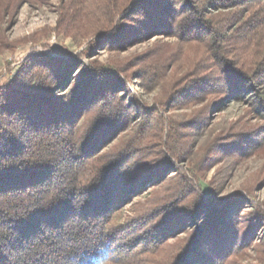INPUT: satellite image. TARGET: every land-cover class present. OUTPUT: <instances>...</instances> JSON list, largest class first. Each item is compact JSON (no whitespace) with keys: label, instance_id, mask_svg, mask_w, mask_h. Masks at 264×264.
Here are the masks:
<instances>
[{"label":"trees","instance_id":"1","mask_svg":"<svg viewBox=\"0 0 264 264\" xmlns=\"http://www.w3.org/2000/svg\"><path fill=\"white\" fill-rule=\"evenodd\" d=\"M49 1L0 0V39L24 4ZM60 1L59 31L98 39L85 56L158 34L194 55L180 76L169 75L172 56L108 68L35 56L0 86V264H155L186 232L164 264H223L249 246L264 202L234 221L249 203L207 199L176 163L189 155L184 134L231 101L250 107L264 140V0ZM134 78L161 88L157 107L121 95ZM204 101L188 122L165 120ZM151 187L158 195L120 222Z\"/></svg>","mask_w":264,"mask_h":264},{"label":"rangeland","instance_id":"2","mask_svg":"<svg viewBox=\"0 0 264 264\" xmlns=\"http://www.w3.org/2000/svg\"><path fill=\"white\" fill-rule=\"evenodd\" d=\"M60 4V0H50L43 4L26 3L13 19L8 20L4 26L5 38L0 39V86L13 81L28 58L42 55L87 65L96 62L106 68L112 61L134 57L144 60L157 55L172 56V66L168 72L169 75L175 76L184 74L191 63L194 50L180 46L176 38L159 34L145 40H135L122 48L108 50L103 47L92 57L85 56L89 45L98 39L92 37L85 40L79 35L71 37L61 33L57 27ZM5 41H8L9 48ZM121 95L130 103L137 100L143 107L153 109L157 107L158 99L162 97V90L160 87L146 90L141 81L134 78L128 84L127 93ZM207 103L204 101L202 104L189 105L164 113L165 120L167 123L170 120L188 122ZM262 125L263 123L250 113L247 104L231 101L222 108L209 111L207 118L182 137L189 155L176 164L190 180L197 179L196 184L202 187L207 199L211 195H214L216 200L233 197L235 203H239L238 196H241L245 203H249L241 205L236 211L233 210L234 221L249 217L252 213V203L258 205L264 202V140L262 136L259 137L261 133L259 127ZM117 142L118 139L112 145ZM236 142L243 145L240 151L236 149ZM157 191L158 188L151 187L146 193L125 205L122 208L120 222L136 217L140 205L150 203L158 195ZM255 225L254 220L248 223L250 227ZM241 234L242 230L240 236ZM187 236L186 232L172 239L164 248V253L153 255L151 260L155 264L170 261L169 255L175 253ZM251 240L249 246L232 254L223 264H264L262 224L257 227Z\"/></svg>","mask_w":264,"mask_h":264}]
</instances>
